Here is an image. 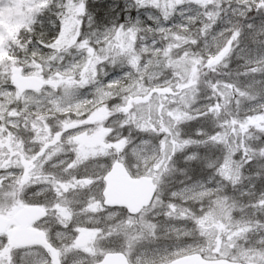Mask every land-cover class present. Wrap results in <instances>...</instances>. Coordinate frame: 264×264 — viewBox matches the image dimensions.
<instances>
[{"label":"clouds","instance_id":"clouds-1","mask_svg":"<svg viewBox=\"0 0 264 264\" xmlns=\"http://www.w3.org/2000/svg\"><path fill=\"white\" fill-rule=\"evenodd\" d=\"M0 264H264V0H0Z\"/></svg>","mask_w":264,"mask_h":264},{"label":"water","instance_id":"water-1","mask_svg":"<svg viewBox=\"0 0 264 264\" xmlns=\"http://www.w3.org/2000/svg\"><path fill=\"white\" fill-rule=\"evenodd\" d=\"M29 223L28 221V218L26 217H20L18 220H17V226L18 227H25L27 226V224Z\"/></svg>","mask_w":264,"mask_h":264}]
</instances>
